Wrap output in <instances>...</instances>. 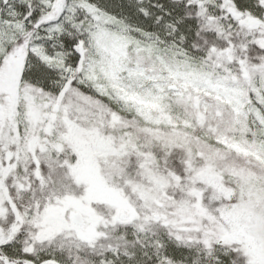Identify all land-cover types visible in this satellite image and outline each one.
<instances>
[{"label":"snow or ice","instance_id":"1","mask_svg":"<svg viewBox=\"0 0 264 264\" xmlns=\"http://www.w3.org/2000/svg\"><path fill=\"white\" fill-rule=\"evenodd\" d=\"M0 264H264V0H0Z\"/></svg>","mask_w":264,"mask_h":264}]
</instances>
